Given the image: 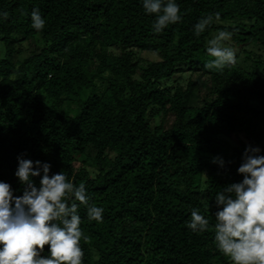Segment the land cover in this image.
Instances as JSON below:
<instances>
[{"label":"trees","instance_id":"obj_1","mask_svg":"<svg viewBox=\"0 0 264 264\" xmlns=\"http://www.w3.org/2000/svg\"><path fill=\"white\" fill-rule=\"evenodd\" d=\"M176 2L182 20L157 34L141 0H0V180L22 195L23 154L85 184L104 212L89 221L78 204L84 264H231L214 244V196L242 180L247 146L264 150V0ZM220 30L236 63L211 71L207 40ZM185 67L198 75L174 79ZM193 208L209 219L203 233L187 227Z\"/></svg>","mask_w":264,"mask_h":264},{"label":"clouds","instance_id":"obj_2","mask_svg":"<svg viewBox=\"0 0 264 264\" xmlns=\"http://www.w3.org/2000/svg\"><path fill=\"white\" fill-rule=\"evenodd\" d=\"M141 2L145 13L155 14L154 33L182 20L176 0ZM7 17V11L0 10V19ZM30 17L31 26L42 31L46 21L40 10L34 7ZM212 21V15L201 17L194 34L199 36ZM231 36V31L220 30L207 40L206 69L223 71L236 63L234 50L225 46ZM17 161L14 175L23 185L22 195L0 180V264H84L81 240L88 237L81 229L78 204L85 206L89 221L98 223L103 220V207L91 202L84 183L74 184L62 171L51 173L50 162L23 154L17 155ZM212 162L225 164L220 156ZM237 172L243 174L242 180L224 185L214 196V244L231 264H264V150L247 146ZM209 223L199 208H193L187 227L203 233Z\"/></svg>","mask_w":264,"mask_h":264},{"label":"rangeland","instance_id":"obj_3","mask_svg":"<svg viewBox=\"0 0 264 264\" xmlns=\"http://www.w3.org/2000/svg\"><path fill=\"white\" fill-rule=\"evenodd\" d=\"M259 38L261 40H264V32H263V34H261L259 36ZM256 48L258 49L259 52H261V53L264 54V46H262V48L261 47L259 48V46H257ZM113 50L114 51H119V48H115ZM5 53H6L5 44L0 39V58L4 57L5 56ZM139 57L140 58H143V59H148V60H157V59H159V57L156 54L151 53V52H146V51H140L139 52ZM191 74H193L196 77L198 75V72L196 73V72H194V70H192V69H190L188 67H185V69L182 72H179V73L176 74V76L174 77V79L177 78V77H179V76H182L184 79H187L188 76H191ZM184 79H182V83H185V80ZM172 81L173 80L171 79V81H169L168 84H172ZM202 94H203L202 89L197 90L196 91V98H200ZM226 139H228L229 142H231L233 144L239 143V138L236 135H233V136H231L229 138H226Z\"/></svg>","mask_w":264,"mask_h":264}]
</instances>
